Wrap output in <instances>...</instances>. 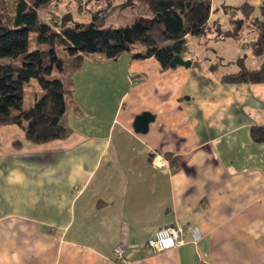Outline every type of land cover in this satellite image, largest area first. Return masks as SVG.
Masks as SVG:
<instances>
[{
  "label": "crops",
  "instance_id": "crops-1",
  "mask_svg": "<svg viewBox=\"0 0 264 264\" xmlns=\"http://www.w3.org/2000/svg\"><path fill=\"white\" fill-rule=\"evenodd\" d=\"M235 2L214 0L213 19ZM210 40L224 64L241 57ZM194 57L184 59H207ZM196 68L90 58L70 78L67 140L34 145L20 127L0 128V264H264V143L251 135L264 126V84ZM146 112L155 122L137 134ZM175 225L184 244L154 254L149 240Z\"/></svg>",
  "mask_w": 264,
  "mask_h": 264
},
{
  "label": "trees",
  "instance_id": "trees-1",
  "mask_svg": "<svg viewBox=\"0 0 264 264\" xmlns=\"http://www.w3.org/2000/svg\"><path fill=\"white\" fill-rule=\"evenodd\" d=\"M0 1L16 10L8 20L7 12L0 13V59L13 61L0 64V128L18 126L34 145L67 140L72 135L63 123L67 98L74 93L70 78L90 58L109 62L130 53L135 59L154 58L169 70L176 56L192 55L189 39L204 44L210 39L225 40L239 45L246 54L231 64L219 58L205 71L218 74L221 67L235 65L238 70L224 75L223 83L264 84V0L259 7L248 3L225 6V22L213 19L217 11L213 12L214 0H76L79 6L74 7L69 1L66 8L87 12L90 24L76 23L69 15L52 24L42 23L39 10L54 0ZM137 2L141 3L138 7ZM127 7L144 9L137 11L131 26L100 25L106 16ZM32 32L42 47L34 51H30ZM252 58L259 62L254 67L247 64ZM206 61L210 59L193 61L192 67L205 69L202 63ZM31 81H36L37 88L27 107L24 89ZM251 135L255 142L264 143V126L253 127ZM22 145L17 141L14 146Z\"/></svg>",
  "mask_w": 264,
  "mask_h": 264
},
{
  "label": "rangeland",
  "instance_id": "rangeland-1",
  "mask_svg": "<svg viewBox=\"0 0 264 264\" xmlns=\"http://www.w3.org/2000/svg\"><path fill=\"white\" fill-rule=\"evenodd\" d=\"M69 1H73V7L79 6V4L76 2V0H63L60 4L57 3V0H54V2H52L51 5H49L48 7H46V9L42 8L39 10L41 22L46 23V24H52L55 20L60 21L66 15H69L70 18L72 19V21H74L76 23L90 24V23H87L85 20L86 17H90V15L87 14V12L80 11L78 7L75 9H73V7H72L70 10H68L66 8V5H68ZM221 2H222V0H221ZM234 2H235V0H234ZM235 4H237L238 6L241 5L240 3H236V2H235ZM242 4H244V2ZM138 5H141V3L137 2V7H138ZM232 6H234V5H232ZM85 8H87V6H85ZM139 9L140 8H138L137 11ZM140 11H144V9L141 8L139 10V12ZM4 12H7L6 14L8 15V17L5 18L6 20L12 19L16 14V10H15L14 5H10L7 7L2 1H0V13H4ZM133 14H134L133 11L129 7L119 8L112 15L106 16L104 19H102V21L100 22V25H102L103 28H108L110 26L120 27V28L131 26L130 24L136 20V19H134ZM55 17H57V18H55ZM133 19H134V21H133ZM224 19L225 18L223 17V22H225ZM36 35L37 34L35 32L31 33L30 51H34L37 48H42L36 44ZM196 42L197 41H194L191 43V51L193 52V55H191L189 58L195 59L196 57H194V53L198 52L199 54H201L203 56V58L206 57L207 59H210V61H206L207 63H202V65H205L204 67H206L212 63H215L216 61L219 60V58H223L226 62H228V59L226 57H228L229 54L225 55V54H221V52L219 54H215L212 52L211 47H214V50H216V48H217L216 46H214L213 42H207L206 44H204V42H201L202 48H197ZM237 46H239V45H237ZM237 54H240V56L243 57L245 55V51L241 48ZM252 59L253 60L247 61V64L254 67L259 62H258V60L254 59V58H252ZM194 61L201 62L202 60H194ZM7 62H13V61L10 59H0V64H5ZM235 68H233V66H231V65H228L226 67H221L222 70L220 71V73L222 75L231 74L233 72H236ZM255 68H257V67H255ZM206 69H207V67L205 68V70ZM36 88H37L36 81H31V83H29L25 86L24 92H25V100H26V106L27 107L31 103V100L34 96V92L36 91Z\"/></svg>",
  "mask_w": 264,
  "mask_h": 264
},
{
  "label": "built area",
  "instance_id": "built-area-1",
  "mask_svg": "<svg viewBox=\"0 0 264 264\" xmlns=\"http://www.w3.org/2000/svg\"><path fill=\"white\" fill-rule=\"evenodd\" d=\"M184 230L179 225L169 226L159 229L155 232L153 237L148 242L149 249L154 254L163 253L181 247L184 244L183 241ZM195 239L198 240V234H195ZM127 245L123 241L119 243L117 248L114 250V258L117 262H122L125 259V252Z\"/></svg>",
  "mask_w": 264,
  "mask_h": 264
},
{
  "label": "water",
  "instance_id": "water-1",
  "mask_svg": "<svg viewBox=\"0 0 264 264\" xmlns=\"http://www.w3.org/2000/svg\"><path fill=\"white\" fill-rule=\"evenodd\" d=\"M193 62L191 60H185L181 56H176L171 62L170 68L176 69L177 67H183L190 69ZM155 122V117L151 113H143L139 115L134 123V130L137 134H147L149 131L150 124Z\"/></svg>",
  "mask_w": 264,
  "mask_h": 264
}]
</instances>
